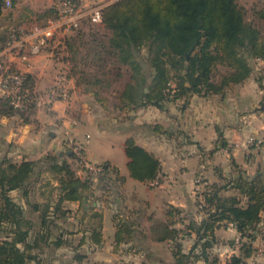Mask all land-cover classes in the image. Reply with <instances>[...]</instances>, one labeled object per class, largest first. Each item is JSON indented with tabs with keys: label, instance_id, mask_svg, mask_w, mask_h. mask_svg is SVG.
Instances as JSON below:
<instances>
[{
	"label": "trees",
	"instance_id": "obj_1",
	"mask_svg": "<svg viewBox=\"0 0 264 264\" xmlns=\"http://www.w3.org/2000/svg\"><path fill=\"white\" fill-rule=\"evenodd\" d=\"M251 1L241 4L239 0H115L102 8L101 23L84 20L78 29L61 38L53 51L57 57L60 50L65 52L61 59L69 66L67 76L75 77L78 85L85 91H93L104 103L108 96L102 93L115 91L114 82L127 73L122 90L114 96V104L122 110L149 105L164 109L169 102L192 95L224 96L230 86L250 79L254 70L252 60L264 61V6L252 3L260 19L259 26H255L248 18L247 4ZM3 8L0 0V16ZM56 16L54 5L47 7L39 14L38 24L44 25ZM11 34L0 35L1 46ZM25 88V108H15L9 98L0 94V116L19 114L25 122L30 120L39 98L30 72L26 74ZM221 142L222 147H227L223 136ZM125 151L133 178L146 183L159 181L161 161L154 153L138 144L134 137L127 138ZM60 157L48 155L45 159L22 161L5 158L0 162V264L32 261L52 264L50 254L43 256L45 248L48 247L50 253L71 245L63 236L52 239L56 220L71 212L64 203L79 201L82 205L85 199L99 200L95 194L96 180L103 195H108L111 173L119 174L117 167L104 162V172L98 177L91 173L80 177L66 158H73L80 164L68 147L64 158ZM43 165H48L58 179L60 193L53 204L29 200L32 180ZM236 170L229 178L220 168L217 170L220 179H228L226 183L210 182L208 178L197 180L202 188L197 192L195 206L201 218L196 213L187 217L186 222L183 217L170 218L152 228L158 242L172 243L173 262L162 264H198L201 260L207 264H244L253 255L254 242L261 234L264 238V231L261 233L259 229L264 211V169L259 168L254 175L237 165ZM18 189L24 190L27 209L11 195ZM168 212L175 217L183 211L175 207ZM30 213L38 215V224L28 216ZM92 217L90 238L101 246L104 215L94 211ZM114 223L116 248L135 242L136 221L116 213ZM229 224L240 236L238 254L222 263L218 257L210 260L209 250L217 240L216 230ZM193 235L196 241L185 251L183 240ZM84 239L76 250L77 264H108L87 261V255L78 250Z\"/></svg>",
	"mask_w": 264,
	"mask_h": 264
},
{
	"label": "crops",
	"instance_id": "obj_2",
	"mask_svg": "<svg viewBox=\"0 0 264 264\" xmlns=\"http://www.w3.org/2000/svg\"><path fill=\"white\" fill-rule=\"evenodd\" d=\"M78 1L82 5L98 2L97 0ZM53 3L54 0H14L12 8H3L0 16V35L29 32L40 23L39 14ZM54 46L55 44L46 47L40 55L34 57L29 69L35 79V92L38 96L43 94V106H37L30 115V120L26 122L19 114L0 116V162L5 158H12L15 161L45 159L48 155H60V159H63L66 133L69 132L82 144L83 152L90 161L93 160V153H89L88 150L92 146L102 145L104 148L109 147V151L115 150L119 162L109 155L108 151L100 156L101 159L97 163L108 162L119 169V174L111 173L108 195H103L104 191L99 188L97 176L95 177V194L100 197L99 200L85 199L82 205L79 201L64 203L71 212L67 217L56 220L53 225L52 239L63 236L71 242V245L61 246L50 253L46 247L43 256L48 257L50 254L49 259L52 264L59 262L77 264L76 250L81 240L85 238L78 250L87 255V261L90 262L111 264L100 257V251L107 242H110L114 252L119 251L125 257L127 255L152 257L154 264L173 262L172 245L168 255L166 254L168 259L165 254L164 256L156 250H151L150 242H158L152 228H156L170 218L183 217L186 212L189 215L195 214L197 192L202 188L201 184L195 182L196 179L203 177L208 178L210 182L215 181L211 177L217 173L218 168L210 164V161L219 154L231 150L228 147L234 144L238 148L248 145L246 141L250 145L255 144L257 136L264 133V118L258 120L256 113H252L255 109L248 108L244 103L245 94L251 93L250 89L245 90L249 81L238 84L245 88L240 87L241 91H235L238 102L234 105L229 102L230 105L226 104L225 93L224 96L192 95L186 99L169 102L164 109L149 105L138 109L122 110L111 100H116L115 94L123 87L113 90L110 94L107 93L108 95L105 96H108V100L104 103L97 99L93 91H85L78 85L75 77H69V98L55 101L50 111L47 109L50 88L56 76L62 71L67 72L69 67L67 62L55 56ZM158 126H161L162 130H159ZM116 133H121L123 138L116 141L112 137ZM251 135H256L253 142L248 140ZM222 136L226 138L227 147L221 145ZM129 137H134L138 144L160 159L161 171L157 185L152 186L130 175L127 167L129 158L125 151V143ZM66 158L73 164L80 177L86 176L87 172L82 165L73 158ZM236 162L241 163L239 160ZM47 166L43 165L36 170L28 195L30 201L53 204L58 199L60 193L58 179ZM138 181L142 183L138 185ZM142 184L145 188L141 186ZM36 185L41 187L40 197L31 200L33 199L31 198L32 188ZM141 190L144 192L143 197L139 194ZM11 195L27 209L23 189L13 190ZM175 207L182 209L183 212L181 215L175 214V217H171L168 211ZM159 210H165L164 217L158 218ZM94 211H100L104 215L101 246H97L90 238L89 226L93 224ZM108 212L112 218L110 226L106 225ZM116 213L137 222L138 231L135 241L136 246L139 244L140 247H135L132 251L129 248L118 250L119 247L127 244L115 247L114 215ZM189 215L188 217L191 216ZM34 216V223L38 224V215L35 213ZM197 216L202 217L201 214ZM184 219L186 222L187 219ZM226 227H230V224L221 228ZM232 229L237 232L234 226ZM184 249L188 251L190 248L186 249L184 246ZM29 264L37 263L32 261Z\"/></svg>",
	"mask_w": 264,
	"mask_h": 264
},
{
	"label": "rangeland",
	"instance_id": "obj_3",
	"mask_svg": "<svg viewBox=\"0 0 264 264\" xmlns=\"http://www.w3.org/2000/svg\"><path fill=\"white\" fill-rule=\"evenodd\" d=\"M98 2H101L99 0H97ZM109 1L105 0L104 3H107ZM239 2L241 4H245V0H239ZM256 2L259 3V5H263L264 6V0H253L251 1V3L247 4V7L249 9V13H248V18L250 21L253 22V24L255 26H259L260 23V19L258 17L257 14H255V12L252 9V3ZM110 3V2H109ZM7 37H5L6 39ZM0 42H2V40L0 39ZM58 43V41H55V45ZM57 48V47H56ZM65 52L62 50H60L59 53V58H61L62 56H64ZM252 65L254 67L252 76L250 77V79L248 80L249 82L247 83V86H238V85H232L230 86L227 91H226V104H237V97H236V92L237 90L241 91L242 88H245V90L248 88L251 90V93L247 92L249 95L245 94L244 97V103L246 106H248V108L252 109L254 108V112L252 113H256L257 115V119H261L264 118V61L263 60H252ZM61 72V71H60ZM128 79V74L126 73L123 77L119 78L118 80H116L114 82V89L117 90L121 89L125 82ZM263 84V85H261ZM241 87V89H239ZM104 96L107 94V92H103L102 93ZM108 95V94H107ZM41 99L43 100V94L40 96ZM111 100V99H110ZM111 101H115L114 99H112ZM229 102V103H228ZM108 104H110L108 102ZM181 104V103H180ZM229 104V105H230ZM246 106H244L245 108H247ZM128 117V115H127ZM126 118V116L124 117ZM254 136L256 135H251L248 137V140L250 141L251 137L255 138ZM113 138L117 140L123 138L121 133H116L112 136ZM256 139V138H255ZM246 144L244 147L242 146V148H238V146L236 144H234V146H230L228 147L231 150H227L224 154H219V156H217L216 158H213L210 161V164H213L215 166H217L216 168H220L223 172V174H227L228 178L233 176V174H235L236 170V165L237 166H242L243 168H245V171L249 174V175H254L256 173V171L259 168H263L264 169V133L257 136L256 142L255 144H251L249 142L246 141ZM250 145V146H249ZM111 147V146H110ZM107 148H104L102 145L99 146H92L91 149L88 150L89 153H93L92 154V159L91 162L95 163V164H100L97 163V161L100 158V156L106 152L109 151ZM109 155L115 157V159H117V153L114 150H110L109 151ZM236 160H239V162H241L240 164L236 162ZM117 161L119 162V160L117 159ZM203 177H198L196 179V183L198 179H202ZM211 179H215L220 181L221 183H226L228 179H220L218 174L216 173L215 175H213L211 177ZM139 183H142L140 181H138V185ZM137 185V187H139ZM141 186H143V188H145V185L142 184ZM41 187H37V185L35 187L32 188V195H31V200H36V197H40L39 196V191ZM139 192V191H138ZM140 196L143 197L144 192L143 190H141L139 192ZM169 210V209H168ZM165 210H159L157 211L158 218H162L165 216ZM197 214H199L196 211ZM189 215L188 212H186V215L184 213L183 217L187 218ZM191 215V214H190ZM189 215V216H190ZM200 215V214H199ZM28 216H30L33 220V218H35L34 214H29ZM262 217H263V221L262 223L259 225L260 226V232L262 233L264 231V211L262 212ZM34 221V220H33ZM112 224V218L109 214V212L107 213L106 216V225H111ZM184 226V225H182ZM149 230V229H148ZM108 233V232H107ZM153 236V234H152ZM263 240L264 238L262 237V234L259 235L258 239L254 242V246L256 248L255 252L253 253V255L249 258L246 259V261L244 262V264H264V245H263ZM194 241H196V235H193L190 239L186 238L183 241V244L185 246L186 249L190 248V246H192V244L194 243ZM234 241V244L232 243ZM239 241H240V236L239 233L234 231L232 229V226L230 225V227H226V228H220L218 229V235H217V240L214 243V246L209 250V256H210V260H212L214 257H218L220 262H225L226 260H228L233 254H238L239 250ZM151 244V250H156L157 252L162 253L163 255L169 253L170 248L172 243L168 242V241H164V242H150ZM136 245V241L135 242H131L129 243V245H124L118 248H124V250H126V248H129V250H134ZM164 255V256H165ZM167 255L165 257H167ZM100 257L101 258H105V260H107V262L111 263V264H154L153 260L154 258L152 257H135V256H129L127 255L126 257L124 255H121V253H119V251H113V247L111 246L110 242H107V244L101 249L100 251ZM169 257H167L168 259ZM143 259V261H142ZM138 262V263H137ZM205 264L206 262L201 260L200 262H198V264ZM207 264V263H206ZM209 264V263H208Z\"/></svg>",
	"mask_w": 264,
	"mask_h": 264
},
{
	"label": "built area",
	"instance_id": "obj_4",
	"mask_svg": "<svg viewBox=\"0 0 264 264\" xmlns=\"http://www.w3.org/2000/svg\"><path fill=\"white\" fill-rule=\"evenodd\" d=\"M4 8H12L14 0H1ZM108 3L94 2L82 5L76 0H54L57 16L49 19L44 25L36 24L29 32L11 37L0 46V94L9 98L10 104L15 108L24 107L27 101L25 88L26 74L32 65L34 57L40 55L53 41H59L67 34L78 29L84 20L101 23L102 8ZM70 79L67 72L59 73L49 91L47 109L52 110V104L59 100H66L70 96ZM37 104L43 106V100L38 98ZM255 138L251 137L250 142ZM66 147L69 148L79 160L87 173L99 176L104 172L101 164L92 163L83 152L82 144L69 132L66 133ZM154 186L158 180L149 182ZM264 245V240H263Z\"/></svg>",
	"mask_w": 264,
	"mask_h": 264
},
{
	"label": "water",
	"instance_id": "obj_5",
	"mask_svg": "<svg viewBox=\"0 0 264 264\" xmlns=\"http://www.w3.org/2000/svg\"><path fill=\"white\" fill-rule=\"evenodd\" d=\"M113 2V1H112Z\"/></svg>",
	"mask_w": 264,
	"mask_h": 264
}]
</instances>
